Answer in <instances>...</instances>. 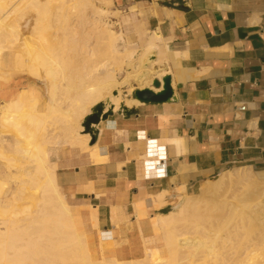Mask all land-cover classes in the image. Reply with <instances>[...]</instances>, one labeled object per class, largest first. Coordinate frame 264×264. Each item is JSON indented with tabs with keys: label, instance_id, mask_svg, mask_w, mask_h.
I'll return each mask as SVG.
<instances>
[{
	"label": "crops",
	"instance_id": "crops-1",
	"mask_svg": "<svg viewBox=\"0 0 264 264\" xmlns=\"http://www.w3.org/2000/svg\"><path fill=\"white\" fill-rule=\"evenodd\" d=\"M111 3L136 49L123 46L138 54L129 58L131 75L120 73L128 83L113 89L128 111L113 110L95 125L93 143L88 135L85 149L64 146L50 161L73 209L87 217L91 241L96 245L101 232L107 254L138 258L161 237L158 216L210 178L232 167L264 175V0ZM121 40L127 43L122 31ZM165 75L170 101L134 98L136 88H151L150 80ZM15 82L9 98L23 87L44 111L45 81L24 75ZM14 139L9 135L10 146Z\"/></svg>",
	"mask_w": 264,
	"mask_h": 264
},
{
	"label": "bare ground",
	"instance_id": "bare-ground-1",
	"mask_svg": "<svg viewBox=\"0 0 264 264\" xmlns=\"http://www.w3.org/2000/svg\"><path fill=\"white\" fill-rule=\"evenodd\" d=\"M92 1L52 6L50 0H0V264H97V258L110 264H141L144 258V264L153 259L157 261L152 264H190L194 256L185 252L187 247H183L189 242L181 240L178 226L202 217L189 199L158 216L161 237L152 247L145 245L142 257L105 254L101 252V232L95 233L99 240L93 246L85 228L87 217L73 209L60 185L57 163L50 161L56 149L87 147L89 136L80 133V123L90 108L101 100L105 108L113 104L115 110L120 105L119 92L111 101L103 99L116 84L111 61L135 56L124 46L117 49L121 31L113 32L101 21L99 16L108 7ZM83 6L94 12L89 21L81 16ZM24 75L45 81L49 99L44 111L36 109L37 97L23 87L9 98L15 78L20 81ZM130 75L128 72L126 77ZM55 123L60 139L58 134L53 139L46 136ZM9 135L15 137L12 146ZM224 177L212 190L225 199L242 194L231 187L240 185L245 175ZM219 206L215 218L209 212L203 217L218 218L221 232L214 244L216 252H205L204 262L264 264V206L260 212L227 200ZM88 221L95 225L91 211ZM198 228L193 226L195 231Z\"/></svg>",
	"mask_w": 264,
	"mask_h": 264
},
{
	"label": "rangeland",
	"instance_id": "rangeland-1",
	"mask_svg": "<svg viewBox=\"0 0 264 264\" xmlns=\"http://www.w3.org/2000/svg\"><path fill=\"white\" fill-rule=\"evenodd\" d=\"M43 1H46V0H43ZM50 1H51L52 6H57L61 3H64L63 5L68 6L71 3L73 4L74 2H76V0H50ZM92 2L95 5H99V6L105 4L103 0H93ZM105 6L108 7L107 8L108 12L106 11L105 13L101 14L102 16L104 15L103 19H102V16H99L101 21L105 20L103 22L107 23V26L109 25V27L113 30V32H116V31L118 32L119 30L122 31L123 37L127 41V43H125L123 40H118L116 42L117 49L120 51L124 44H127V47L129 49H134V48L136 49V46L135 45L132 46L130 41L126 38V33L124 30L125 20L122 17V13L120 12V10H117L112 5L111 0H108V4H105ZM92 11L93 10H91V12ZM82 12L85 14H82ZM80 13H81V16L84 15L83 16L84 20L89 21L94 12L90 13L89 6H83L81 8ZM137 55L138 54L136 52L134 57L136 58ZM133 61L134 60H132V62ZM111 64H112V70H113V78L116 80V84L112 88V90L105 95V97L103 98L104 100L106 99L110 100V98L113 97L112 96L113 89H120L121 84L128 83L126 82V80L120 81L119 77H120V73L123 75H126V72L131 70V67L128 66L129 60H127V58H123L121 61H115V60L111 61ZM102 69L100 68L98 70V73H101ZM133 76L135 75L132 74L131 77ZM117 92L121 93L120 90H118ZM55 126H56V123L49 126V129L47 130L48 133L46 136L48 137L50 136L51 139H53L52 137L58 134L57 136L60 139L61 134L59 133L61 131L60 129L55 128ZM58 138L56 137V139ZM46 147L49 149L51 145L46 144ZM53 152L54 153H52L51 155L52 160H54V154L56 151H53ZM231 173H238V174L245 175V180L242 183H240V185L237 184L239 186L236 185V187H233V186L231 187V188H237V190H239L238 192L242 191L241 192L242 194H239L234 197H228L225 199L224 195L222 194L220 195L219 192H215L214 190H212V187L216 183H218L220 180H223V178H225L224 176H227L228 174H231ZM186 199H189L191 203H194L198 214L202 218L194 219L192 222L184 221V222L179 223L178 231L181 232V235H180L181 240H183L182 238H184V240H187V242H189V245H186V246L182 244L184 245L183 248L187 247L185 252L193 253V256H194L193 262H191L190 264H208L204 262L205 254H206L205 252H216V247H214V244L217 241L218 237L220 236L221 232H220V227L217 224L218 218L213 219L212 217L206 220L204 219L206 217L205 215H207L209 212V213H212L215 218V216L221 211L219 202L221 203L222 200L223 201L227 200L229 203L233 205H245V208L249 210L260 212L264 206V175H258L256 171H253L245 167H232L227 170H224L223 172L218 173L216 175V178H210L207 182L203 183L194 194L187 196ZM0 212H1V209H0ZM0 218H1V213H0ZM194 225L199 226L197 231L193 229ZM91 243L93 246L95 245L93 241H91ZM101 252H104L105 254L108 253V252H105L104 250ZM154 261H157V260L153 259V261H150V263L152 264V262ZM94 262L97 264L98 263L99 264H110V262L104 258L94 259ZM144 262H146L145 258L143 261H140L141 264H144ZM180 264H189V262L180 263Z\"/></svg>",
	"mask_w": 264,
	"mask_h": 264
},
{
	"label": "water",
	"instance_id": "water-1",
	"mask_svg": "<svg viewBox=\"0 0 264 264\" xmlns=\"http://www.w3.org/2000/svg\"><path fill=\"white\" fill-rule=\"evenodd\" d=\"M160 81L162 82L161 90L158 92H154L151 88L160 87ZM151 88H136L133 91V96L140 102H152V103H162L170 101L173 97L172 89L170 87V76L165 75L161 78V80H152ZM113 95H116V92H113ZM106 101H109L108 99ZM121 110L127 112L128 109L124 105L119 106ZM113 112V104H110L107 108H105V101L96 102L91 108L90 112L86 114L82 121V133H87L90 136V143H93L97 130L95 125L99 123L100 120L105 119L107 116L111 115ZM215 177V176H214Z\"/></svg>",
	"mask_w": 264,
	"mask_h": 264
}]
</instances>
